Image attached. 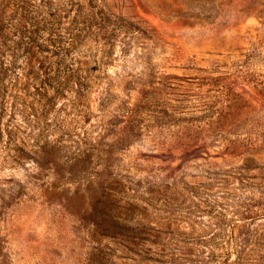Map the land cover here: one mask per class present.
<instances>
[{
    "label": "rangeland",
    "instance_id": "1",
    "mask_svg": "<svg viewBox=\"0 0 264 264\" xmlns=\"http://www.w3.org/2000/svg\"><path fill=\"white\" fill-rule=\"evenodd\" d=\"M0 119V264H264V0H0Z\"/></svg>",
    "mask_w": 264,
    "mask_h": 264
},
{
    "label": "trees",
    "instance_id": "2",
    "mask_svg": "<svg viewBox=\"0 0 264 264\" xmlns=\"http://www.w3.org/2000/svg\"><path fill=\"white\" fill-rule=\"evenodd\" d=\"M109 44H110V43H109ZM3 84H4V83H3ZM4 86H5V85H4ZM1 124H2V123H1V119H0V126H1Z\"/></svg>",
    "mask_w": 264,
    "mask_h": 264
}]
</instances>
